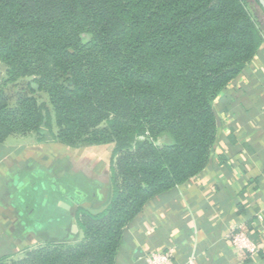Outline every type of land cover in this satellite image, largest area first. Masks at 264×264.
I'll return each instance as SVG.
<instances>
[{
    "label": "trees",
    "instance_id": "trees-1",
    "mask_svg": "<svg viewBox=\"0 0 264 264\" xmlns=\"http://www.w3.org/2000/svg\"><path fill=\"white\" fill-rule=\"evenodd\" d=\"M262 20L258 0H0V144L111 145L104 206L74 211L81 239L15 264H115L143 208L206 167L214 102L264 43Z\"/></svg>",
    "mask_w": 264,
    "mask_h": 264
},
{
    "label": "crops",
    "instance_id": "crops-1",
    "mask_svg": "<svg viewBox=\"0 0 264 264\" xmlns=\"http://www.w3.org/2000/svg\"><path fill=\"white\" fill-rule=\"evenodd\" d=\"M214 112L206 167L143 208L124 231L115 264H148V254L167 250L169 264H264V43ZM104 148L19 136L0 144V264H15L26 249L81 239L75 208L98 211L107 199L109 173L96 177L103 185L95 190L84 169L104 158ZM233 231L246 234L253 252L233 246Z\"/></svg>",
    "mask_w": 264,
    "mask_h": 264
},
{
    "label": "rangeland",
    "instance_id": "rangeland-1",
    "mask_svg": "<svg viewBox=\"0 0 264 264\" xmlns=\"http://www.w3.org/2000/svg\"><path fill=\"white\" fill-rule=\"evenodd\" d=\"M264 21V20H262ZM41 97L46 100V97L43 93H41ZM110 150H111V145H108L104 148V158L103 159H93L89 163H87L84 166L85 172L88 175V179L90 180L91 186L95 189L98 187H102L103 183L98 182L96 177L103 178L105 174L108 173V164H109V157H110ZM79 179L75 180V184L78 183ZM86 182H81V184L84 185L85 188H88V184L85 185ZM100 183V184H98ZM95 189V190H96ZM76 192V190H75Z\"/></svg>",
    "mask_w": 264,
    "mask_h": 264
},
{
    "label": "built area",
    "instance_id": "built-area-1",
    "mask_svg": "<svg viewBox=\"0 0 264 264\" xmlns=\"http://www.w3.org/2000/svg\"><path fill=\"white\" fill-rule=\"evenodd\" d=\"M230 241L234 247L244 249L248 252H253L254 247L246 234L242 231H233L230 234ZM171 257L170 250L163 252H152L147 256L148 264H169ZM190 264V263H189Z\"/></svg>",
    "mask_w": 264,
    "mask_h": 264
},
{
    "label": "water",
    "instance_id": "water-1",
    "mask_svg": "<svg viewBox=\"0 0 264 264\" xmlns=\"http://www.w3.org/2000/svg\"><path fill=\"white\" fill-rule=\"evenodd\" d=\"M258 2L260 3L261 7H262L263 10H264V0H258ZM31 87H32L33 89H35V90L38 89V86H37V84H35V83H32V84H31Z\"/></svg>",
    "mask_w": 264,
    "mask_h": 264
}]
</instances>
